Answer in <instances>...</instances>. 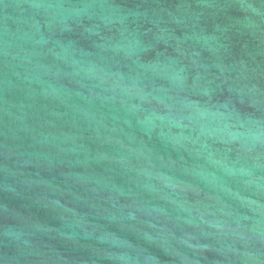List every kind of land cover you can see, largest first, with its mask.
<instances>
[{
	"label": "water",
	"instance_id": "water-1",
	"mask_svg": "<svg viewBox=\"0 0 264 264\" xmlns=\"http://www.w3.org/2000/svg\"><path fill=\"white\" fill-rule=\"evenodd\" d=\"M0 264H264V0H0Z\"/></svg>",
	"mask_w": 264,
	"mask_h": 264
}]
</instances>
